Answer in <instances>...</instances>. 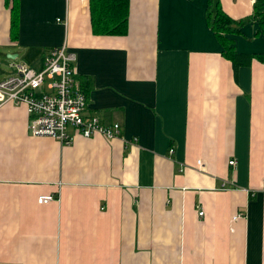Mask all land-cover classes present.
Wrapping results in <instances>:
<instances>
[{
  "label": "crops",
  "instance_id": "crops-1",
  "mask_svg": "<svg viewBox=\"0 0 264 264\" xmlns=\"http://www.w3.org/2000/svg\"><path fill=\"white\" fill-rule=\"evenodd\" d=\"M215 2L238 22L255 0H129L125 36L93 35L89 0H0V80L66 44L87 115L120 127L64 146L0 104V264H264V65L234 79ZM257 31L225 37L264 54Z\"/></svg>",
  "mask_w": 264,
  "mask_h": 264
},
{
  "label": "built area",
  "instance_id": "built-area-1",
  "mask_svg": "<svg viewBox=\"0 0 264 264\" xmlns=\"http://www.w3.org/2000/svg\"><path fill=\"white\" fill-rule=\"evenodd\" d=\"M63 25L67 26L66 19ZM76 60V54L63 44L45 54L40 68L25 63L13 64L12 74L0 80V104L25 107L30 136L51 138L64 146L73 143L74 135L84 139L101 135L108 140L119 136L118 124L104 126L96 117L87 115L86 95L76 79ZM69 129H73V135ZM198 165H201L200 161ZM228 165L235 167L236 161L231 160ZM52 201V195H42L36 200L38 205ZM202 215L200 210L198 216ZM240 217L236 215L233 220Z\"/></svg>",
  "mask_w": 264,
  "mask_h": 264
},
{
  "label": "trees",
  "instance_id": "trees-1",
  "mask_svg": "<svg viewBox=\"0 0 264 264\" xmlns=\"http://www.w3.org/2000/svg\"><path fill=\"white\" fill-rule=\"evenodd\" d=\"M211 6L213 7L211 1ZM215 13H208V21L211 30L223 46L222 56L227 59L232 66L234 79L237 80L240 68H248L255 60L264 65V54H240L235 51L232 41L225 37V34L232 31H239V27L246 22H254L258 27L257 34L264 36V0H255L252 14L246 20L234 22L228 18L217 2L214 3ZM90 26L93 35L100 36H125L127 34L129 0H89ZM237 28L232 30L231 26ZM17 21L15 16L12 19L11 38L14 40L17 34Z\"/></svg>",
  "mask_w": 264,
  "mask_h": 264
}]
</instances>
